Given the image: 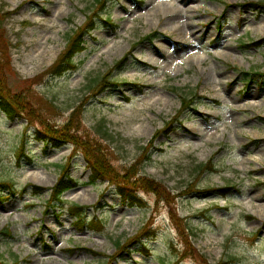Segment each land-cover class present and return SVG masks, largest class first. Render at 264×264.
Instances as JSON below:
<instances>
[{
	"label": "rangeland",
	"instance_id": "obj_1",
	"mask_svg": "<svg viewBox=\"0 0 264 264\" xmlns=\"http://www.w3.org/2000/svg\"><path fill=\"white\" fill-rule=\"evenodd\" d=\"M183 7L193 16L178 15ZM88 17L96 27L84 36L73 67L61 76L48 72ZM182 21L196 33L181 32ZM261 27L263 0H106L104 7L96 0H0L10 86L29 92L51 124L63 125L79 106L92 137L99 125L108 127L112 136L104 144L114 167L122 171L145 153L138 175L172 194L140 191L142 203L130 206L114 185L88 182L90 168L72 144L44 143L25 117L10 119L0 110V182L14 189L0 187V259L264 264ZM175 89L193 91L194 102L165 132L181 109ZM209 160L215 170L199 174L197 165ZM61 167L78 183L64 194L66 205L89 206L85 228L74 227L66 211L47 209L51 190L32 178L53 185ZM191 185L198 192L188 191ZM225 186L231 187L226 195L210 191ZM36 187L48 189L35 195ZM135 235L134 246L118 256L117 241Z\"/></svg>",
	"mask_w": 264,
	"mask_h": 264
},
{
	"label": "trees",
	"instance_id": "obj_2",
	"mask_svg": "<svg viewBox=\"0 0 264 264\" xmlns=\"http://www.w3.org/2000/svg\"><path fill=\"white\" fill-rule=\"evenodd\" d=\"M96 4H101V6L104 7L106 5V0H96ZM249 4L257 6L259 3L250 2ZM84 23H86V25H84L85 27L76 29L68 36L65 49L59 54L57 60L48 72L55 75H62L73 67L75 56L84 50V36L95 28V20L93 18L88 17V21L86 19ZM149 37L150 35H148V38ZM249 45L250 44H247V47H249ZM126 61L127 58L125 57L116 64V68L123 67L125 65L123 63ZM11 72V55L7 48V41L4 37V33L0 31V109L7 115V117L10 119L25 117L30 125L36 126L38 134L37 138L46 143L52 144L54 147H61L67 143L73 144L76 149L82 151L91 170L89 182L95 184L98 181H107L110 185H114L122 201L128 203L130 206H136L142 203L138 195L140 191L148 193L153 192L159 198L163 197L166 199L172 195L161 182L153 177L138 175L139 164L142 163L145 153L132 165L122 171L114 167L111 161H109V150L104 144L105 141L112 136L108 127L105 125H99L97 128L98 136L94 135V137H92L88 132V129L81 122V111L79 106L75 108L70 118L63 125L51 124L47 118L41 117L40 111L34 104L29 92H25L24 90L16 91L10 86L9 75ZM32 83L33 82H30V84ZM175 90L181 99V109L178 112V115L174 116V118L167 123L166 129H164L165 132L172 128L173 122H177L184 114L185 110L194 102L193 98H191L192 96H190L194 95L193 91L187 92L182 91V89ZM159 133H161V131H158L156 135ZM145 149L149 148L146 146ZM197 170L199 174L212 172L215 170V164L213 160L199 163L197 165ZM62 173L63 174L52 188L47 208L58 207L60 210L68 212L73 218L72 223L75 227L78 228L79 224L82 223L83 228H85L87 227L86 214L89 207L78 203H72L71 205L65 206L66 203L63 199V194L67 190L75 187L77 182L70 179L66 175L65 170H62ZM0 187L9 188L10 191H13V187H11L8 182H0ZM195 189L196 188H193L192 185L187 188V190L191 192ZM42 190V188H37L35 193L38 194L42 192ZM196 190L194 192H198ZM230 190V186L210 189V191L222 195L228 194ZM178 227L181 228L182 233L185 232L182 226L178 225ZM185 229L188 228L185 227ZM6 231L4 234L8 235L9 231ZM183 236L186 238L185 234ZM138 238L140 237L135 235L126 239L125 242L117 241L116 253L119 254L118 256H121L123 251L129 250L130 247L134 246ZM0 264L7 263L0 260Z\"/></svg>",
	"mask_w": 264,
	"mask_h": 264
},
{
	"label": "bare ground",
	"instance_id": "obj_3",
	"mask_svg": "<svg viewBox=\"0 0 264 264\" xmlns=\"http://www.w3.org/2000/svg\"><path fill=\"white\" fill-rule=\"evenodd\" d=\"M185 14L188 15V18H190L191 16H193V13H192V10L191 9L183 7L181 10H179L178 15H180L181 17H183V16H185ZM179 23L180 24L177 27H178V29L181 30V32L184 31L185 32L184 34H186V35L187 34L192 35V34L196 33V30H195L194 25L192 23H190V22H184V21L179 22ZM261 28L264 30V27H261ZM159 45H160V47H162V44H159ZM160 47L157 46L156 50H159ZM38 177L39 176L34 175V174L32 176V178L35 181L40 182V183H42L44 185H47L48 187L52 186V183L44 182V181L40 180V178H38ZM253 212H255V211H253Z\"/></svg>",
	"mask_w": 264,
	"mask_h": 264
}]
</instances>
